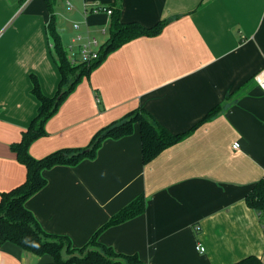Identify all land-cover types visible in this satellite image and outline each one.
I'll return each mask as SVG.
<instances>
[{"label":"crops","instance_id":"crops-1","mask_svg":"<svg viewBox=\"0 0 264 264\" xmlns=\"http://www.w3.org/2000/svg\"><path fill=\"white\" fill-rule=\"evenodd\" d=\"M87 4L121 7L123 22L147 27L174 19L160 35L112 51L85 77L47 122V135L30 146L35 158L85 147L138 108L183 133L227 106L148 164L137 124L130 136L106 139L95 159L46 170L47 186L27 200L28 209L45 231L79 248L145 195L146 211L105 228L100 242L145 264H234L251 255L264 261V219L247 204L264 177V89L254 79L264 68V0H57L65 47L78 34L100 47L109 39L112 15L85 14ZM49 20L45 0H0V200L27 177L12 145L38 112L33 75L45 95L58 90ZM0 264L56 262L7 242Z\"/></svg>","mask_w":264,"mask_h":264},{"label":"trees","instance_id":"trees-1","mask_svg":"<svg viewBox=\"0 0 264 264\" xmlns=\"http://www.w3.org/2000/svg\"><path fill=\"white\" fill-rule=\"evenodd\" d=\"M28 0H21L25 4ZM50 12L47 33L52 43L53 54L61 75L57 93L53 97L45 95L39 80L32 77V93L39 100L37 115L23 132L20 142L12 145L13 152L27 168V177L23 184L5 192L0 200V247L7 242L16 244L24 251L38 256L50 255L56 264H145L138 255H127L115 251L111 246L99 241L101 232L115 224L143 214L147 199L141 195L115 214L110 221L95 232L83 247H75L66 235L45 231L35 215L26 206L27 200L47 186L44 172L55 166H76L86 159H95L103 142L108 139H121L135 133L140 126L143 163L148 164L162 152L185 140L202 124L219 116L227 105H217L188 131L173 133L163 126L146 109L138 108L120 120L97 131L85 147H67L56 150L45 157L35 158L30 146L40 137L46 136L47 122L59 111L64 100L77 85L101 64L114 50L141 37L160 35L174 19H167L147 27L137 22L125 23L121 17V7L114 8L110 25V37L101 47L99 58L88 63L71 57L61 40L57 28L55 5L57 0H45ZM229 95L228 98H231ZM247 204L264 219V177L259 180L247 195ZM234 264H264L256 255L248 256Z\"/></svg>","mask_w":264,"mask_h":264},{"label":"built area","instance_id":"built-area-1","mask_svg":"<svg viewBox=\"0 0 264 264\" xmlns=\"http://www.w3.org/2000/svg\"><path fill=\"white\" fill-rule=\"evenodd\" d=\"M68 8L72 9L73 5L68 2ZM101 12H106L110 15L113 13V9L105 6V5H85L84 7V13H94L98 14ZM80 24L75 23L74 28L76 30L80 29ZM100 44L99 41L95 37L90 36H84L81 34H78L72 39V43L66 47V50L68 51L69 55L71 57H77L80 59L81 62H92L99 58V52H100ZM255 81L264 89V68L259 71L255 77ZM198 231L200 230V227L197 225L195 227ZM196 249L200 253H204L206 251V248L203 246V244L198 243L196 246Z\"/></svg>","mask_w":264,"mask_h":264},{"label":"rangeland","instance_id":"rangeland-1","mask_svg":"<svg viewBox=\"0 0 264 264\" xmlns=\"http://www.w3.org/2000/svg\"><path fill=\"white\" fill-rule=\"evenodd\" d=\"M106 34H107V33H106ZM106 34H105L104 36H103V35H101V36H100V39H102L103 37H105V36H106Z\"/></svg>","mask_w":264,"mask_h":264}]
</instances>
